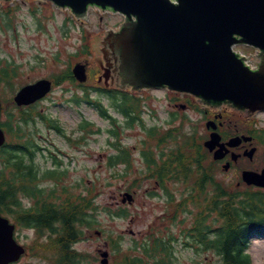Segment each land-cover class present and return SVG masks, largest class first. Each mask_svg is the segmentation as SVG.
<instances>
[{
    "label": "water",
    "instance_id": "95a60500",
    "mask_svg": "<svg viewBox=\"0 0 264 264\" xmlns=\"http://www.w3.org/2000/svg\"><path fill=\"white\" fill-rule=\"evenodd\" d=\"M49 1L68 7L81 18L85 17L89 5L110 8L128 19L135 17L121 32L109 33L105 38L104 58L108 60L107 55L111 53L119 62V69L130 75L129 82L136 89L167 86L191 93L210 105L227 102L249 113L264 110V0ZM99 31L101 36L97 35ZM105 31L107 29L97 30L88 36L92 47H96L95 42H101ZM235 44H247L260 50L257 70L244 66L242 59L232 51ZM73 73L80 81L85 80L84 65H76ZM49 89L50 81L41 79L22 87L14 101L31 103ZM3 141L4 133L0 129V145ZM218 141L219 136L212 133L205 145L212 150ZM239 141L235 138L228 144L236 145ZM219 146L214 158L224 155V146ZM253 150L244 153L251 156ZM243 179L249 184L264 186V168L261 173L244 171ZM12 231L13 225L0 217V264L17 259L23 252L13 240ZM101 263L106 264L107 259Z\"/></svg>",
    "mask_w": 264,
    "mask_h": 264
},
{
    "label": "rangeland",
    "instance_id": "374dc122",
    "mask_svg": "<svg viewBox=\"0 0 264 264\" xmlns=\"http://www.w3.org/2000/svg\"><path fill=\"white\" fill-rule=\"evenodd\" d=\"M9 5L13 8L12 11L3 9L0 2V59L18 67L21 82L17 83L19 85L16 86L15 90L26 83L56 74L66 66L68 59L71 57L69 54L75 52L84 42H87V38L91 33L117 26L119 20L122 19L120 13L101 14L96 9H89L88 19L85 22H80L74 19L70 10L59 9L47 3L34 1L31 4V0H14ZM97 35L101 36L102 32L99 31ZM83 37L87 38L82 39ZM95 46L102 47L101 42H95ZM238 48L245 53L254 51V48L248 45H239ZM56 58H59V61ZM74 62L72 61V64ZM0 89V97L8 98L13 95L6 87L2 86ZM75 92H78V90L74 85L63 83L54 87L47 97L35 107L59 121L66 128V132L76 128V124L82 118L92 121L94 127L102 128L100 133L91 135L78 151L68 150L67 144L61 139L55 138L54 140V143L61 149H67L76 156V169L74 170L77 171L66 177L69 184L72 181H78L84 185L89 183L99 191L97 197L99 212L96 219L100 225L98 226L97 224L96 226L98 227L94 226L90 228L92 230L84 231L86 234L85 238L74 245L79 251L88 255L85 256L87 258L82 261V264H99L97 262L99 257L98 250L105 249L104 242L106 238H99L95 234L96 228H103L115 236L121 235L120 247L122 249L127 248L134 238H140L141 232L152 223H155L158 216H161L164 198L161 196V190L157 186L156 194L149 195L146 193L148 188L155 189L154 184H152L153 181H151L142 185L130 204H125L128 212L127 216H115L111 215L109 211H104L107 208H111V211H114L116 207H111V205L116 204V201L119 200L113 198L112 195L118 190L124 189L125 183L124 179L109 177L110 173L116 172L117 169L120 171L124 166L109 167L107 165V153H114L107 146L108 136L105 129L108 126V122L90 108H87L86 105L72 103L70 100H72L71 97ZM147 93L144 118L147 127H150L164 122L168 116L166 115L167 105L165 104L163 93ZM155 96H160L163 102L160 103ZM149 111H153L154 115L152 116ZM187 114H190L192 118L191 124L197 123L195 124L196 130L200 134L202 132L200 118L193 112H187ZM191 124L186 126V130L191 131ZM33 126L28 124L21 125V132L24 133V136L26 133L31 136L29 127ZM35 126L43 127L40 123ZM40 133L45 137L48 136L45 130L40 131ZM124 134L126 144L139 146L145 131L143 132L139 127L135 126L132 129H126ZM36 136L39 137L40 135ZM50 136L54 135L51 133ZM39 142V144H44L42 140ZM133 157L137 160L138 152H135ZM38 166H42L41 163ZM215 177L216 181H223L225 184L240 178L236 171L226 172L222 169L215 174ZM99 184L101 185L99 186ZM131 231H133V234L130 233ZM16 233L17 237L22 241L34 237V233L25 228L18 229ZM249 252L253 264H264V238H253ZM90 256H95L97 259L92 261L89 258ZM176 256L178 264H206V261L196 263L195 260L201 255H195L192 251L182 246L178 247ZM26 260L28 259H23V261ZM111 260L110 251L109 264H111Z\"/></svg>",
    "mask_w": 264,
    "mask_h": 264
},
{
    "label": "flooded vegetation",
    "instance_id": "af4514ba",
    "mask_svg": "<svg viewBox=\"0 0 264 264\" xmlns=\"http://www.w3.org/2000/svg\"><path fill=\"white\" fill-rule=\"evenodd\" d=\"M126 22H128L126 20ZM123 28V27H122ZM112 44H110L111 46ZM116 54L117 51H112ZM113 61L110 62V66H112V69H108L106 72L107 80L100 79L99 80V74L100 71L97 74V81L102 82L105 84L108 90L110 89H116L117 87L116 83L118 79H121L123 82L130 80V75L126 71L119 70L117 67V60L111 56ZM115 66V67H114ZM148 90V89H147ZM153 91H160L163 93L165 97V104L167 105L166 115L168 118L163 122L159 123L162 124V126L165 129H169L170 132H172V128L175 127L177 121L176 118L178 117V113L176 110L181 111L182 113H185L187 111H195L192 107L191 100H188L187 102H179L178 97L176 94L169 92L166 88H160V89H150ZM171 94H169V93ZM174 94V95H172ZM96 98L98 96H95ZM138 101L136 105H132L131 109L133 113L139 112L140 117H143V115L146 114V107H145V100L143 98V95L137 97ZM157 99L160 103L163 102V100L160 98V96H157ZM106 102L108 103V111L110 114V117L107 119L111 126L108 127V135L110 139H113L114 142H111L112 145L117 146L118 144L123 143L122 139V125L124 124L122 121H120L118 118L116 119L117 115H119L122 119H126L125 115L120 113L119 108L116 107V102H119L120 95H106ZM194 102L200 104V101L194 99ZM181 104L185 106H181ZM202 109L197 110L195 112L199 113V115L202 118V121L206 122L207 120H213L215 124L217 125V131L221 135V140H225L226 138L232 136V135H250L252 137L251 142H242L238 147L234 149L236 152H243L244 150L255 147V151L253 153V157L251 159L252 162H255L253 166H249L253 169H258L261 162L264 158V138L263 141L260 139V134H262V137L264 136V126H261L260 124H264V122L259 121L258 123V117L260 114H264V112H259L256 114H253L252 116L248 117H241L245 122L249 123L248 125L246 123H241L242 120L236 117L237 113L233 109L229 108L228 106H221L220 108H210V107H204L201 105ZM151 112V111H149ZM148 112V113H149ZM119 125V127H118ZM252 125V126H251ZM145 130V128H143ZM45 130L47 133L50 131L55 135L53 138L46 137L43 138V140H47L48 143L39 145L36 144L34 141L32 143V151H33V158L29 159V161L32 163L31 169H30V177L28 179V192H27V199L28 202L24 207L27 208V218L31 222V228L35 231L37 228V224H42L45 229L44 236L46 237H56L58 235L59 230L63 227V222L61 219L60 212L64 205V195L62 193V189L60 185L54 181L52 185H49L46 183V177L45 171H59V169L63 166H75L76 165V156L74 154H67L65 152H62L60 148L57 145H52L55 138L62 139L63 141L66 139L65 135H63L62 132L58 131L54 127H32V131L34 134L40 133V131ZM120 130V132H119ZM93 131L91 128H78L77 134L78 137L75 138L79 141L83 140L84 143L87 141V139L93 135L96 134V132H90ZM207 137L209 135L210 130L206 129ZM228 132V133H226ZM249 132V133H247ZM79 145H73L71 143H68V149L70 151H78L80 150L82 141L79 142ZM52 147H49L51 146ZM133 148H137V145H134ZM48 149H51V151H47ZM156 153L153 156H157V158H164L168 150H162L156 147ZM74 153V152H73ZM143 154V152H142ZM67 156V158H65ZM63 157V158H61ZM143 157L145 158L144 154ZM229 159V155H226L223 159V161H227ZM39 163H41L42 166H38ZM0 188H3L2 185H0ZM13 191H6L9 195H15L16 199H21L19 194L15 192L16 186H12ZM6 189V188H4ZM120 194V192H119ZM53 212L51 216L44 222V220H40L39 216L43 215L45 213ZM43 243L42 249H38L35 254L31 255V249L30 246H39V243ZM23 246L25 247L26 253L25 255L21 256L20 259L12 264H21V261L24 257L32 258L36 261L35 264H60L61 261V255L64 251V242L61 239H50V238H41V239H28L25 240L23 243ZM39 252H42V254H39ZM29 264V263H27Z\"/></svg>",
    "mask_w": 264,
    "mask_h": 264
},
{
    "label": "trees",
    "instance_id": "16d2710c",
    "mask_svg": "<svg viewBox=\"0 0 264 264\" xmlns=\"http://www.w3.org/2000/svg\"><path fill=\"white\" fill-rule=\"evenodd\" d=\"M85 44V43H84ZM87 48L88 45L85 44ZM10 67V68H9ZM17 75V67L11 66L9 63L0 68V84L13 86V78ZM59 79L56 83L63 80L72 81V75L69 68L62 70L58 75L54 76ZM24 118V116H22ZM10 130V129H9ZM187 151V150H186ZM185 153L178 154L174 161H178L180 168L181 161L187 156ZM209 169L211 173L215 167L210 164ZM19 174L24 175V172L19 168ZM209 173V179H211ZM1 177V175H0ZM2 177H5L4 173ZM8 184V180L5 181ZM11 201L6 191L0 190V210L11 212L7 209V201ZM86 197H78L74 199V203L67 202L65 209L61 212V219L64 225L63 235L59 238L64 242V250L66 259L74 256V252L70 250V244L79 238H82L83 233L81 228L84 224H92L94 222V215L88 216L85 212ZM200 213L209 211L214 212L217 220L223 221L214 231L211 237L208 232L211 231L209 227L203 229L200 223L194 227V234H199L200 238L195 239L194 243H202L203 249L213 250L220 255V261L216 264H253L249 253L250 242L253 237H264V194L258 190H245L243 195L239 193L234 186L227 184L215 185V190L211 197L204 205L199 206ZM17 220L22 219L27 221L25 211H14ZM53 212L45 213L39 216L40 220H48ZM80 225V229L79 225ZM39 226H43L39 223ZM83 226V227H82ZM41 232V231H40ZM130 253L125 252L121 255L123 264H147L148 260L140 258L129 257ZM152 264H171L165 263L164 260L153 262Z\"/></svg>",
    "mask_w": 264,
    "mask_h": 264
}]
</instances>
